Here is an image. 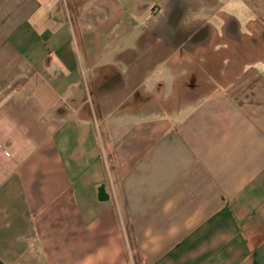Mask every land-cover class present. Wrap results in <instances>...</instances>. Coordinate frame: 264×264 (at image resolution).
Here are the masks:
<instances>
[{"label": "crops", "instance_id": "crops-1", "mask_svg": "<svg viewBox=\"0 0 264 264\" xmlns=\"http://www.w3.org/2000/svg\"><path fill=\"white\" fill-rule=\"evenodd\" d=\"M0 264H264V0H0Z\"/></svg>", "mask_w": 264, "mask_h": 264}, {"label": "rangeland", "instance_id": "rangeland-1", "mask_svg": "<svg viewBox=\"0 0 264 264\" xmlns=\"http://www.w3.org/2000/svg\"><path fill=\"white\" fill-rule=\"evenodd\" d=\"M202 15V14H201ZM211 25H213V27H216L217 26V22L215 21V20H211ZM219 48V47H218ZM217 48V49H218ZM221 48H225L224 46H221ZM226 49H228L229 51H228V53H227V55H230V53H233L234 51H235V49H234V47H227ZM219 56H221L222 55V53H220V54H218ZM212 60H217V58H216V56H215V58L214 59H212ZM214 64H216L215 62H214ZM208 66V65H207ZM170 84L171 83H168L167 84V86H168V89H169V91H170ZM175 95H179L178 93L177 94H175Z\"/></svg>", "mask_w": 264, "mask_h": 264}]
</instances>
